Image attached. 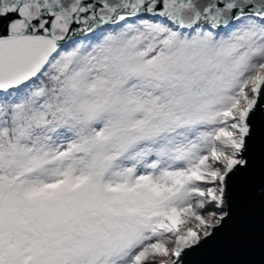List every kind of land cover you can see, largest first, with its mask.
Masks as SVG:
<instances>
[{
  "label": "snow or ice",
  "instance_id": "obj_1",
  "mask_svg": "<svg viewBox=\"0 0 264 264\" xmlns=\"http://www.w3.org/2000/svg\"><path fill=\"white\" fill-rule=\"evenodd\" d=\"M257 176L264 0H0V264H192Z\"/></svg>",
  "mask_w": 264,
  "mask_h": 264
},
{
  "label": "water",
  "instance_id": "obj_2",
  "mask_svg": "<svg viewBox=\"0 0 264 264\" xmlns=\"http://www.w3.org/2000/svg\"><path fill=\"white\" fill-rule=\"evenodd\" d=\"M190 259L192 264L264 262V202L258 176L234 191L233 215L219 238Z\"/></svg>",
  "mask_w": 264,
  "mask_h": 264
}]
</instances>
